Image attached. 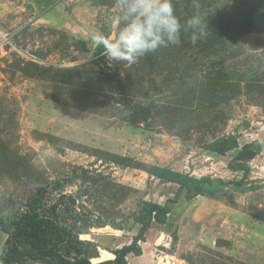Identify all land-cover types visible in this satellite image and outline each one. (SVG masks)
I'll return each mask as SVG.
<instances>
[{"label":"rangeland","instance_id":"374dc122","mask_svg":"<svg viewBox=\"0 0 264 264\" xmlns=\"http://www.w3.org/2000/svg\"><path fill=\"white\" fill-rule=\"evenodd\" d=\"M204 1L203 15L227 29L221 41L202 36L109 66L86 37L116 31L115 0H0V253L6 217L40 187L61 223L99 244L97 263L138 232L129 215L141 200L165 203L178 190L152 166L244 177L228 164L244 143L264 140V0ZM107 72L125 81L126 101ZM236 131L238 148H206ZM251 166L246 189L183 192L129 264H264V149Z\"/></svg>","mask_w":264,"mask_h":264},{"label":"trees","instance_id":"16d2710c","mask_svg":"<svg viewBox=\"0 0 264 264\" xmlns=\"http://www.w3.org/2000/svg\"><path fill=\"white\" fill-rule=\"evenodd\" d=\"M198 3L199 13L203 15L205 13L203 10L211 2L198 0ZM174 6L176 13L178 12L181 15L179 18L182 23L197 11L192 7V0H174ZM202 17L207 24L203 38H207L213 44L222 40V37L219 39L220 35H228L226 34L227 29L212 19L210 14ZM222 31L224 32L222 33ZM188 35L190 33L187 35L181 33L180 44L187 45V47L191 45ZM169 47H171V44L160 49L166 50ZM98 51L101 52L100 49ZM105 80L108 82L116 81V92L121 94L119 97L125 101L129 98L130 94L125 92L124 89L126 86L124 85L125 81L118 77L117 72L105 73ZM128 91L131 93L130 90ZM148 115L149 113L144 116L146 123L149 121ZM244 125L246 128L250 125V122H245ZM240 136L241 132L239 131L221 135L209 142L206 148L219 155H225L227 152L238 148ZM263 149L264 140L253 139L247 141L229 161L228 166L230 169L242 170L244 173V177L238 180H224L221 177H213L208 174L198 177L165 166H152L149 168L148 172L152 176L178 184V190L174 197L168 198L165 203L151 199L141 200L138 208L129 215L134 223L139 225L138 232L132 237L130 243L111 249V252L115 255L114 258L97 263H94L92 259L100 257L99 244L91 240H82L79 237L80 233H74L71 228L61 223L62 216L57 210V205L54 204L48 208L44 204L42 200L44 192L41 194L42 189L40 187L34 196L27 200L24 210L19 209L6 217L2 229L8 233V237L4 249L0 253V264H16L37 260L52 264H129L127 256L130 254L139 256L143 253L139 242L146 240V233L153 225H163L167 222L173 205L180 201L183 192H185L184 197L191 200L199 195L209 194L219 187H232L237 190L246 189V178L252 171L251 162ZM124 164L131 165L126 162ZM84 177L87 179L92 176L86 175ZM72 202H74V199H72ZM76 216V219H80L79 215ZM87 225L89 227L104 226L106 222L95 224L90 222Z\"/></svg>","mask_w":264,"mask_h":264},{"label":"clouds","instance_id":"9594fccd","mask_svg":"<svg viewBox=\"0 0 264 264\" xmlns=\"http://www.w3.org/2000/svg\"><path fill=\"white\" fill-rule=\"evenodd\" d=\"M119 11L116 31L95 32L86 37L88 47L114 62L134 64L139 58L156 52L161 47L179 45L181 33L189 34L192 44L205 35L207 24L199 13L198 0H192L197 11L183 23L176 14L174 0H115Z\"/></svg>","mask_w":264,"mask_h":264},{"label":"crops","instance_id":"0c3cea01","mask_svg":"<svg viewBox=\"0 0 264 264\" xmlns=\"http://www.w3.org/2000/svg\"><path fill=\"white\" fill-rule=\"evenodd\" d=\"M161 203V202H160ZM107 251H109L110 252V254L112 255V257H114L115 255L110 251V250H107Z\"/></svg>","mask_w":264,"mask_h":264}]
</instances>
